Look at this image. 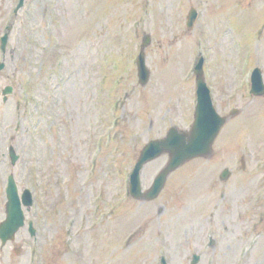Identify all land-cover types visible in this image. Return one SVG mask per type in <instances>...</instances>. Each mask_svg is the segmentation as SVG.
I'll return each mask as SVG.
<instances>
[{
	"label": "rangeland",
	"instance_id": "obj_1",
	"mask_svg": "<svg viewBox=\"0 0 264 264\" xmlns=\"http://www.w3.org/2000/svg\"><path fill=\"white\" fill-rule=\"evenodd\" d=\"M11 3L0 0V42L14 22L0 74V202L9 171L23 188V167L42 162L48 201L61 205L50 214L51 241L39 264H161L163 255L167 264H191L195 252L196 264H264V97L238 91L244 55L234 46L240 41L246 55L263 56L258 10L236 0H47L44 8L36 0L13 19ZM255 3L264 11V0ZM192 6L200 18L188 28ZM49 8L52 24L45 22ZM202 20L211 34L202 33ZM147 33L151 75L141 85L136 59ZM200 54L216 78L220 113H239L227 120L212 156L172 172L155 200L135 199L128 176L142 147L194 120ZM58 74L66 86L61 94ZM7 84L14 92L4 101ZM53 96V105L32 110L35 98L45 104ZM9 142L21 155L15 166ZM168 159L145 165L144 189ZM226 167L231 175L222 179ZM67 231L74 238L60 256L56 243ZM19 236L10 243L20 244Z\"/></svg>",
	"mask_w": 264,
	"mask_h": 264
},
{
	"label": "water",
	"instance_id": "obj_2",
	"mask_svg": "<svg viewBox=\"0 0 264 264\" xmlns=\"http://www.w3.org/2000/svg\"><path fill=\"white\" fill-rule=\"evenodd\" d=\"M197 12L194 8L190 10L188 25L191 26L196 18ZM8 34L2 38V48H5ZM150 41V36L144 39V46ZM139 77L141 83H146L149 78V70L145 63L144 50L141 51L138 57ZM203 58H200L197 65V93L198 103L195 112V121L191 130H180L175 126L169 129L166 137L149 141L142 149L139 159L131 173L130 192L134 197L153 199L158 196L165 185L167 177L171 171L176 169L185 161L200 155H207L211 152L212 143L217 136L221 126L225 122V118L221 117L214 110L211 104L206 83L202 77ZM5 66L4 62L0 63V70ZM254 87L252 91L256 94L264 93V85L262 84L261 74L256 70L253 76ZM261 83V85H259ZM12 86H7L4 94L12 92ZM169 152L170 159L165 167L155 177L150 189L146 192L141 190L140 171L144 164L163 152ZM18 156L13 152V159ZM228 175V170H225L223 176ZM8 218L0 225V236L4 241L13 236L20 224H22V213L17 205V189L13 177H10L8 187ZM28 199L29 196H26ZM31 203V200H29ZM14 221V222H13ZM199 259L198 255H194L192 264H195Z\"/></svg>",
	"mask_w": 264,
	"mask_h": 264
},
{
	"label": "flooded vegetation",
	"instance_id": "obj_3",
	"mask_svg": "<svg viewBox=\"0 0 264 264\" xmlns=\"http://www.w3.org/2000/svg\"><path fill=\"white\" fill-rule=\"evenodd\" d=\"M44 0H41L42 4H43ZM255 1L257 0H238L237 5L238 6H248V7H257L258 9L261 8L260 4L255 3ZM246 4V5H244ZM237 6V7H238ZM259 12L261 13L262 17H259L260 20L264 19V11L263 9L259 10ZM238 13V12H237ZM255 17L258 18V14L255 15ZM21 196V193H19ZM3 200H1L0 202V214H3V216L1 217V220H4L6 218V193H4L3 195ZM34 207V206H33ZM32 208H28L27 206H24L22 204V208H23V214H24V224L19 228L18 232L16 233L21 236H19V243H10L12 241H14L17 237L15 236V238L11 241L5 242L3 243L2 241H0V264H31L32 262V253L34 254L35 251L34 249L31 248V237H30V225L29 222L31 219H33V222L35 224V226L37 227L38 230H40L42 236L45 239V242L47 241L46 238L51 240V232H52V228L50 227L49 223L51 221L50 217H46L45 214H42V219H43V225L40 226L38 224V214L37 216H32ZM37 208V207H34ZM37 211L34 212V214H36ZM56 249L59 251L60 256H62L63 253V249H62V242L60 241V243H56Z\"/></svg>",
	"mask_w": 264,
	"mask_h": 264
}]
</instances>
